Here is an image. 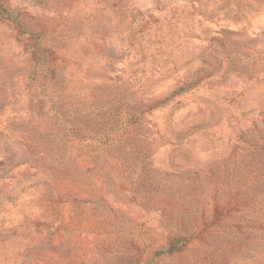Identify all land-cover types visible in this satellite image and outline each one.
<instances>
[{"label":"rangeland","instance_id":"374dc122","mask_svg":"<svg viewBox=\"0 0 264 264\" xmlns=\"http://www.w3.org/2000/svg\"><path fill=\"white\" fill-rule=\"evenodd\" d=\"M0 7V264H264V0Z\"/></svg>","mask_w":264,"mask_h":264},{"label":"trees","instance_id":"16d2710c","mask_svg":"<svg viewBox=\"0 0 264 264\" xmlns=\"http://www.w3.org/2000/svg\"><path fill=\"white\" fill-rule=\"evenodd\" d=\"M3 12H4V9L2 7H0V16L2 15ZM183 88H184V85H181V86H178V88H176L174 91H182ZM133 112L134 113H132L130 115L131 121H130V123H127L126 126L129 127L130 131H134L135 132L136 128L138 127L137 119H138V116H139L140 113H138V110H134Z\"/></svg>","mask_w":264,"mask_h":264}]
</instances>
